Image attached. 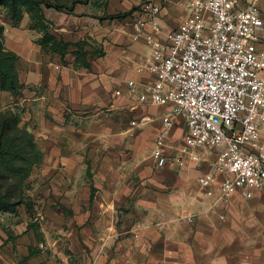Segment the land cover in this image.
<instances>
[{"label": "crops", "instance_id": "1", "mask_svg": "<svg viewBox=\"0 0 264 264\" xmlns=\"http://www.w3.org/2000/svg\"><path fill=\"white\" fill-rule=\"evenodd\" d=\"M101 2L43 7L49 32L70 42L63 57L41 47L28 13L12 25L0 7L3 44L18 55L23 85L17 99L0 90V103L22 106L41 151L30 172L36 212L0 213V264H264V188L222 196L220 173L202 184L217 149L182 151L183 116L154 154L172 104L139 100L154 79L146 36L165 42L188 16L185 0ZM142 2L159 5V29L147 23L135 37ZM251 2L264 20V0L239 5ZM259 35L264 48V25ZM81 40L102 51L87 54L88 67L76 63ZM259 132L264 144V123Z\"/></svg>", "mask_w": 264, "mask_h": 264}, {"label": "built area", "instance_id": "2", "mask_svg": "<svg viewBox=\"0 0 264 264\" xmlns=\"http://www.w3.org/2000/svg\"><path fill=\"white\" fill-rule=\"evenodd\" d=\"M185 2L188 16L165 42L146 36L151 53L145 68L154 79L139 100L172 104L154 154H161L173 117L183 116L182 151L197 146L217 149L212 172L199 181L208 185L220 173L222 196L238 190L250 197L253 188H264L259 132L264 123V48L258 46L264 20L256 2L245 7H240V0ZM158 12L156 3L139 4L135 37L147 23L159 29Z\"/></svg>", "mask_w": 264, "mask_h": 264}, {"label": "trees", "instance_id": "3", "mask_svg": "<svg viewBox=\"0 0 264 264\" xmlns=\"http://www.w3.org/2000/svg\"><path fill=\"white\" fill-rule=\"evenodd\" d=\"M76 1L78 0H72L69 4L63 0H0V7L5 10L12 25L18 23L24 13H28L30 27L43 32L38 39L41 47L63 57L70 42L58 39L49 32L51 22L45 18L43 7L54 6L69 11ZM2 31L0 24V90L9 92L17 99L23 88L17 71L18 55L4 46ZM86 43V40H81L74 44L78 48L75 51L76 63L83 67H88V53L102 54L99 49H94L93 52L86 49ZM17 108L0 112V213H16L17 207L23 204L25 198L22 190L26 178L41 160V151L37 148L33 134L25 126L18 125L21 114Z\"/></svg>", "mask_w": 264, "mask_h": 264}, {"label": "rangeland", "instance_id": "4", "mask_svg": "<svg viewBox=\"0 0 264 264\" xmlns=\"http://www.w3.org/2000/svg\"><path fill=\"white\" fill-rule=\"evenodd\" d=\"M103 2H104V0H102L101 3H103ZM8 108H12V109L17 108L21 114V117H22L23 111H22L21 105L17 106L13 103H4V102L0 103V112L3 110H6ZM18 125L21 127H24V126L26 127V125L22 121V118H21L20 122L18 123ZM37 148H38V146H37ZM36 192H38V190H36V191L34 190V181H33V178L31 177V173H29V175L26 178V182L23 186V190H22V194H23V197L25 199H24L23 204H21L17 207L16 213H18L19 211L22 210V211H25L28 215L32 216L34 214V212H36L35 209H36L37 203L35 201V196H34Z\"/></svg>", "mask_w": 264, "mask_h": 264}]
</instances>
